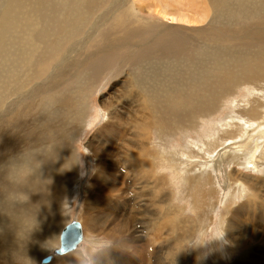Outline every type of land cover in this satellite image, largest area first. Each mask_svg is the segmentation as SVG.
Masks as SVG:
<instances>
[{"label": "rangeland", "instance_id": "374dc122", "mask_svg": "<svg viewBox=\"0 0 264 264\" xmlns=\"http://www.w3.org/2000/svg\"><path fill=\"white\" fill-rule=\"evenodd\" d=\"M211 1L42 0L40 12H35L38 28L33 33V39L39 43L35 45L32 58L25 50L24 58L29 60L28 64L9 72L11 54H18L16 56L21 60L19 45H12L10 55H0V151H8L9 144H16L23 150L30 145L42 144L46 137L60 146L64 141L61 139L66 137V147L76 159L70 164L71 180L61 190L56 212L63 222L57 230L55 243L30 264H41L47 256L51 257L48 264H52L75 254L83 264H97L94 258L104 252L109 256L105 264H264V203H261V199L264 200V164L256 162L264 154V0H224L219 9H214ZM37 2L40 0H0L6 5L0 6V15L11 4L16 10L12 12L15 23L22 22L33 7L39 8ZM183 16L189 19H181ZM172 17H178V21L171 22ZM21 28L23 26L18 27L20 31ZM5 44L6 38L0 46L1 51ZM212 48L217 51L214 62L210 53ZM62 59H65L64 65L58 67ZM240 59L247 63L253 60L246 67L257 73L243 72L244 63L239 62ZM156 63L168 64L166 67L173 83L183 81L187 88L221 93L218 105L206 116L198 114L193 126L172 129L173 132L165 134L154 131L148 134V143L143 141L154 152V162L159 163L154 178H164L166 193H172L171 199L167 194V204L163 207L164 210L169 208L170 214L159 219L152 213L156 209L157 213L162 210L155 209L149 186L145 187L142 179L133 173V163H126L128 157L123 156L120 161L116 155L118 151L122 154V146L129 140H136L132 137L136 133L135 123L128 126V121L136 120L134 108L144 99L137 98L141 93L136 89L131 98L128 94L118 101L115 96L128 90L130 85L133 90L135 82L142 85L144 81L150 85L146 73L155 68ZM148 64L151 66L146 69ZM56 66L55 77L50 79ZM175 67L180 68L181 78L176 82L173 81ZM14 77L18 85L11 83L16 88H11L12 95L7 97L4 92L8 79ZM183 92L188 90L183 89ZM178 95L173 100H177ZM60 96L67 97L68 103L62 105L60 99H56ZM40 99H50L54 104L44 109L39 104ZM103 102H108L110 107H105ZM58 103L67 107L65 117L57 112ZM26 106H31L30 111H25ZM114 116H119L121 122L118 123ZM125 121L127 123L119 127L118 137L107 136L110 138L109 156L99 158V161L112 163L114 170L111 173L117 176L116 182L111 187L98 184L99 190L97 187L95 190L91 183L97 172V158L89 143L93 147L102 146L107 141L103 133L109 132L103 127ZM249 128L250 132L245 133ZM99 134L101 137H97ZM180 149L183 152L178 151ZM1 152L0 164H3L7 160ZM159 153L166 157V162L157 160ZM216 159L217 168L211 165ZM232 173L240 176L239 179L247 178L251 185L258 184L257 187L253 192L252 188L242 187V184L241 189L236 186L229 189V185L234 186L228 180ZM104 177L108 178L107 175ZM111 188L112 194L108 191ZM257 188L260 196L256 193ZM88 196H104L107 202L101 210H112L109 216L96 221L102 223V228L96 232H91L80 219ZM31 204L34 206L35 202ZM247 208L251 214L245 211ZM239 209L240 214L244 212L240 217L243 222L240 228L234 223V231L247 234L244 239L248 245L243 247L232 243L227 228L231 213ZM1 214L0 218L3 217ZM72 220L81 224L84 240L76 250L58 256L53 251L59 245L60 232ZM187 221L192 222L189 230ZM0 225L2 229L3 224ZM223 233V238L214 239ZM175 235L181 237L180 247L172 241L178 239ZM27 244H36L35 251L39 241L32 240ZM0 250L2 262L5 253L2 248ZM9 264L23 263L12 257Z\"/></svg>", "mask_w": 264, "mask_h": 264}, {"label": "bare ground", "instance_id": "6f19581e", "mask_svg": "<svg viewBox=\"0 0 264 264\" xmlns=\"http://www.w3.org/2000/svg\"><path fill=\"white\" fill-rule=\"evenodd\" d=\"M14 1L16 2V0H14ZM20 2H22V1H20ZM41 2H42V0H40V2L36 3V5L39 6V8L37 10H35L36 8L33 7V9L30 10L31 12L27 11L28 12L27 15L24 16V19L26 18V20H24L22 22L19 21V23H15V21H16L15 18H14L15 16L14 17L12 16V14L16 10L13 8V5L10 6L11 4L9 5L8 8L5 7L6 10L4 9L5 11L3 10L4 12H2V15H0V46H3L2 44L4 42V39L6 38V44L4 45V50H2L3 52L0 50V55L2 53L3 54L5 53V55H10V52H9L10 50L9 49H12V47L14 45H19V47H20L18 52H19V55L21 56V60H20L19 56H16L18 54H14V53L11 54L12 55L11 56V59H12L11 62L12 63H11L9 72H13L15 70V68H17V67L19 68V66L28 64L29 60H25V58H24L25 50H28L27 53L30 56V58H32L34 52L36 51L34 48L36 47L35 46L36 43H39V41H36L35 39H33V37H34L33 33L36 30L35 28H38V24L35 23V18L37 16V13H35V12L36 11L38 12L40 7H42L41 6L42 5ZM217 2H220L219 6L216 5ZM224 3H225L224 0H221V1L220 0H212L211 1L212 7L214 9L216 7L218 9L221 8L224 5ZM2 4L3 3H0V6ZM4 5L5 4H3V6ZM178 5H180V4H178ZM181 6H183V5H181ZM1 8H2V6H1ZM22 13H25V12H22ZM158 13H159V11H158ZM8 14H10V15L8 16ZM213 14H217V12L213 11ZM232 14L233 13H231V15ZM232 16H230V17H232ZM173 17L169 19V20H171V22L178 21V19H177L178 17L177 18L176 17L173 18ZM187 18L189 19V17H187ZM181 19L186 20L184 18V16ZM179 20H180V17H179ZM17 21H18V19H17ZM37 23H38V21H37ZM19 26H21V27L23 26V28H21V31H20V29H18ZM5 31H6V34H5ZM210 53L213 54V56H211V57L213 58V62H214V59L215 60L217 59L216 58L217 51L212 48V52H210ZM207 57L210 58L209 56H207ZM256 58H258V57H256ZM18 60H20V61H18ZM64 60L65 59L61 60L62 63L60 62L58 67H60V65H62V64L64 65V63H63ZM260 60H261V58H260ZM232 61L234 62V56L232 57ZM240 61H242V63H244V70L245 71L243 70V72H245L246 74H255V73H257V70H255L253 68L246 67V65L251 63L253 60L250 61L249 63H247L246 61L241 60V59L239 60V62ZM155 65H156V67L152 68V69H149L151 64H148L147 66H145L146 69L150 70L149 73H146V76H148L147 79L151 82L150 85L145 84L144 81H143L142 85L139 84L138 82H135L134 84L131 83L132 85L135 86V88H133V90L131 89V87H130L131 85L129 84L130 86H128V90H123L121 93L119 92L115 96V100H118V101L119 100L120 101L124 100V99H122V97L123 98L127 97L128 94H130V98H131L133 96L132 94L134 93V91L136 89V90L139 91V93H141V94L137 95V98L139 100H141V101H142V99H144V102L138 101L137 106L139 108L138 107L134 108V115L136 116V120H132V121H128V119L126 120L130 124L128 126H132V123H135L133 126H134L137 134L135 133V135H133L132 137L135 138L136 140L135 141H133L134 139L133 140H129L127 145L124 144L122 146V148H124V150L122 152L123 155L119 154V151H118V153H116V155L120 158V161L122 160L121 157H123V156L128 157L129 161L126 160V163L127 162H129L130 164L133 163V164H131V165H133L132 166L133 170H134L133 173L136 174L139 178L142 179V181L146 184L145 187L149 186V189L151 191V195L150 194L149 195L151 196V201L154 203L155 209H156V207H158L159 209L162 210L160 213H157V209H156L155 212L152 213L154 217L159 219V218H163V217L165 218V217H167L170 214V209L169 208L168 209L165 208L166 210H164L163 207H164L165 203L167 204V200H168L167 196L169 195L170 199H171L172 193L171 192H167L166 193V191L164 189V187H165L164 186L165 185V179L164 178H160V177L159 178L158 177L154 178L157 175L156 174V168L159 165V163L158 162H154V160H155L154 158H156V156H155V154H153L154 152L152 153V151L150 149V146L149 145H145L144 142L148 143V141L150 140V137H148V134L152 133L154 131L156 133L163 132L165 134V133L173 132L172 129H176L177 130L180 127L193 126L194 124H196L195 122H196V119L198 117L197 116L198 114L200 116H206L207 113L210 114L212 112V110L218 105L217 99L219 97H221L220 96L221 93H213V92L205 93L202 89H197L195 87L187 88L188 85L187 86L183 85L182 84L183 81L176 82L175 80L181 79L180 76H179V73H180V68L179 67L178 68L177 67L174 68L173 81H175L176 83H173L172 80L170 79V77H171L170 70H169L168 67H166L168 64L167 65H163V64L160 65V64L156 63ZM211 66H212V64H211ZM142 67H144V65ZM57 69H58L57 66L54 67V69L51 72L52 74L49 75L50 79L55 77V72H57ZM143 70H145V69H143ZM218 73H219V71L217 69V74ZM226 76H227V74H226ZM17 82H18V80L16 79V77H14L12 80L8 79V84L6 85L7 87H6L5 92H4V94L7 97L12 95L11 94V92H12L11 90H13L14 88L17 87V85H18ZM133 82H134V80H133ZM11 83H14L16 87H12ZM19 84H22V82H19ZM48 84H49V82H48ZM185 84H186V82H185ZM11 88H13V89H11ZM183 89L188 90V92L184 93ZM221 89H219V90H221ZM176 94L177 95L179 94L178 95L179 98H177V100H173V98H174V96ZM134 97H135V95H134ZM134 97H133V101H134ZM56 99H60V102L63 103L62 105L68 103L67 97L65 99L63 96H60V97H56ZM57 102H58V100H57ZM197 103H199V104H197ZM39 104H41L43 106V108L45 109L46 107L54 104V101H51L50 99H46V100L43 101V100L40 99V103ZM103 105L106 107L108 105V102H103ZM10 107H12V106H10ZM39 107H40V105H39ZM107 107H110V105H108ZM253 107H255V106H253ZM14 108H16V107H14ZM57 108H59V111L57 110V112L61 113L63 115V117H65L66 116L67 107L66 106H60V104H59V106H57L56 109ZM263 108H264V106H263ZM30 109H31V106H26L25 107V111H30ZM23 110H24V107H23ZM110 111L113 112L114 108L112 107V110H110ZM115 111H117V110H115ZM25 113H27V112H25ZM29 114H30V112H29ZM113 114H114V112L111 115L113 116ZM21 116H23V115H21ZM24 117H25V115H24ZM114 117L118 118V120H116L118 123L121 122V119L119 120V116H114ZM259 119H260V117H259ZM126 121L124 123H122V124H119V125H116L117 123L114 124V123L111 122L112 124L110 126L106 125V126L103 127V129H107V130H109V132H107L105 130L106 133H103V134H106L105 136H106V140L107 141H105L104 144L102 142H99V144H103L102 146H99L97 144V146L93 147V144H91V142L89 143L90 150L93 152V154L97 158V165H96L97 172L94 175L95 177H94V179H93V181L91 183L92 188H94L95 190H96V187H97L98 184L104 185V186H105V184L106 185L109 184L110 187H111L112 184L116 182V178L115 177H117V176L115 174L111 173L114 170V167L111 166L112 163L110 162L111 164H108L106 162V160H100L99 161V158L101 159V158H105V157L109 156L108 155L109 154L108 152L110 151V145L108 143L110 141L109 137H112V138L113 137H115V138L118 137L120 135V128L119 127H122V125L127 123ZM248 121H250V120H248ZM254 122L258 123L257 120H255ZM49 124H51V123H49ZM258 125H259V123H258ZM250 130L251 129L249 128L248 131H245V133L250 132ZM57 134H55V135H57ZM59 135L62 136L61 134H59ZM24 136H25V134H24ZM40 136H42V135H40ZM107 136H109V137H107ZM97 137H101V134H99ZM97 137H95V138H97ZM29 138H27V139H29ZM43 138H45V137H43ZM64 138L66 139V137H64ZM46 139H49V138L46 137ZM65 139H61V140L65 141ZM141 139H143V140H141ZM52 140H54V137H53ZM160 140H162V139H160ZM3 141H6V139H4ZM66 142L67 141H65L63 144L61 143L60 146L57 145L56 148L54 149L53 157L47 159L45 161V164L42 165V173H43L42 180H43V182H41L39 185H31L30 186L33 190H35L37 187L39 188V192L30 194L29 205L25 206V207H31L32 208V209L29 210L28 215L29 216L34 215V223H31L30 218H28V219L21 218V220L17 221L14 218L13 215L7 214V213H5L3 211H2V214L0 213L1 216H3V217L0 218V219H2L0 221V223L3 224V228L0 229V248H2L4 250V253H5L4 261L0 262V264H9L12 261V257H16L17 260H19L23 264H30L36 257L42 256L45 252H47L50 248L53 247V245L55 243L57 230L59 228V225L63 222V220L58 216V214L56 212L58 210V202L61 200V190H62L64 184L71 180V170L72 169H70V167H71L70 164L74 163V161L76 160L75 157L72 156L73 154H72L71 150H69L66 147L67 146ZM6 143H7V141L4 144H6ZM11 143H12V140H11ZM1 146H2V144H0V147ZM193 150H195V149H193ZM21 151L22 150H20L19 147L16 144H9L8 151L6 150L3 153L1 151L0 152H1V154H4L6 156V160H8L10 157L17 155V153H20ZM178 151H182V150L180 149ZM182 152L180 154H182ZM111 153H112V151H111ZM183 154H185V153H183ZM188 157H189V155H188ZM119 158H118V162H120ZM169 158H171V156ZM158 159H159L160 162H166V157L163 156L160 153L158 155L157 160ZM261 161L264 164V154H261V156L259 157L258 161H256V162L260 165ZM211 165L213 167L218 166L217 159L212 161ZM198 166H199V164H198ZM104 175H107L108 178H105ZM229 178L230 179H228V180L234 185V186L229 185L230 186L229 189H233L235 186H236V188L240 187V189H241L240 184H242V187L246 186V187H248V189L252 188L251 191L253 192L254 189L258 185V184L256 185V183L251 185L250 182L248 180H246L247 178L239 179L240 176H234L233 173L229 175ZM98 187H97V189L99 190ZM260 187H262V186H260ZM262 189L264 190V188H262ZM108 191H109L110 194H112L111 192H114V191H112V188L109 189ZM256 193L257 194L259 193V188L256 189ZM102 194H105V193H102ZM103 198H105V197L104 196L103 197L99 196V197H96V198L95 197L94 198L89 197V199H87L86 205L84 206V208H85L84 209V213L82 214L80 219L83 221V224L91 232H94V231L96 232V229L102 228V223L98 224V223H96V221L98 220L97 222H100L102 219H104V217L109 216L111 211H112V210H109V209L101 210V207H103L104 204L107 202V199L106 198L103 199ZM261 200H262L261 203H264L263 202L264 200L263 199H261ZM33 201L35 202L34 206L31 204V202H33ZM239 211H240V209L238 211H235V212L231 213L230 222L228 221L227 228H228V230L230 232V238H231L230 240L232 241V243H234L235 245L238 244L240 247H243V246L248 245V244H246L247 240L244 239L247 234L241 233L243 231L238 232V234H237L234 231V223H237L238 227H239V225L243 222V220L242 221L240 220V217H242L244 215L243 214L244 212L240 214ZM245 211L247 213L251 214L250 213V209L248 211V208H247V210H245ZM171 213H173V210H172ZM178 213L179 212H177V215H178ZM263 216H264V214H263ZM180 219H182V218H180ZM166 220H168V219H166ZM169 220H171V219H169ZM186 223H187V228H188L187 230H189L190 227H191L192 222L187 221ZM80 226H81V224H80ZM230 226L232 228H230ZM120 227H122V225ZM123 228L125 229V227H123ZM176 228H179V227L176 225ZM171 229L172 228H169V230H171ZM62 230H61V232H62ZM81 231H82V227H81ZM232 231H234L233 235L231 234ZM61 232H60V235H61ZM60 235H59V238H60ZM179 237L180 236L177 237L175 235V238H178V239L177 240H172V241H176L175 243H176L177 247L181 246V244H178V243H181L180 242L181 241V237L180 238ZM172 238H173V235H172ZM32 240L39 241V244L36 246L35 251H34L33 247L37 243L34 246H32L33 243L31 244V246L27 244L28 241H32ZM83 240H84V238H83V232H82V241ZM82 241L75 247V249H73V250H71L69 252H66V253H64L62 255H65L67 253H70V252L76 250V248L82 243ZM183 241H185V240H183ZM254 245H256V244H254ZM58 247H59V245H58ZM58 247L56 249H58ZM250 248H252V247L250 246ZM253 249H254V247H253ZM55 250L53 251L54 254H56ZM0 251L2 253V250H0ZM58 256H61V255H58ZM107 259H109V256L107 255V252L106 253L104 252V254L98 256L97 258H94V260L96 261L97 264H105V261ZM50 261H51V258H50ZM52 264H83V261H82V259L79 258L78 254H75V255H72V256H68V257L64 258L63 260L56 261L55 263L53 262Z\"/></svg>", "mask_w": 264, "mask_h": 264}, {"label": "clouds", "instance_id": "9594fccd", "mask_svg": "<svg viewBox=\"0 0 264 264\" xmlns=\"http://www.w3.org/2000/svg\"><path fill=\"white\" fill-rule=\"evenodd\" d=\"M56 144L46 139L42 144L25 147L20 153L0 164V211L13 215L18 221L30 218L34 223V215L29 216L30 194L39 192L31 185H39L42 180V165L52 158ZM223 234L214 239L220 240Z\"/></svg>", "mask_w": 264, "mask_h": 264}, {"label": "water", "instance_id": "95a60500", "mask_svg": "<svg viewBox=\"0 0 264 264\" xmlns=\"http://www.w3.org/2000/svg\"><path fill=\"white\" fill-rule=\"evenodd\" d=\"M82 241L81 226L77 221L72 220L62 230L59 238V247L55 250L57 255H62L69 252ZM50 256L41 260V264H47L50 261Z\"/></svg>", "mask_w": 264, "mask_h": 264}]
</instances>
